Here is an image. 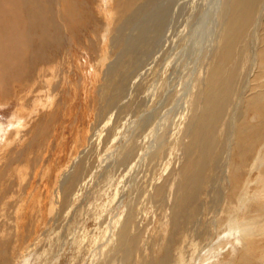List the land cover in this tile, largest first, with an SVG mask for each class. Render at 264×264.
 <instances>
[{
  "label": "bare ground",
  "instance_id": "1",
  "mask_svg": "<svg viewBox=\"0 0 264 264\" xmlns=\"http://www.w3.org/2000/svg\"><path fill=\"white\" fill-rule=\"evenodd\" d=\"M141 1L123 0L119 5L115 0L108 1V4H113L112 8L110 5H108L110 9L105 8L107 16L112 18L108 23L109 26L114 25L115 18L118 23L121 19L135 13L138 14L133 16L132 19L135 20L133 24H123L125 20L121 21L120 25L117 24V29L114 27L117 30L114 37H110V35L101 37L102 43H105L107 39L109 45L102 50V60L100 58V61L97 62L98 67L103 66V63L105 66L115 46L118 58L108 68L111 73L108 81L113 83L112 91L106 96L101 86L98 91L99 96L100 99H103L104 107L117 110L120 114L129 111L138 118L134 119L133 126L129 127V131L125 133L127 138L122 137V140L125 139L124 143L109 142L108 140L113 136H108L104 140L102 132L96 129V142L92 146L89 143V147L84 150V153L79 154L70 168L67 167L61 174L62 180L59 182L53 198L55 201L50 203L48 211L52 222V228L47 230L45 237L49 241L48 245L42 243L41 237L36 236V238L34 235L30 240L28 253H39L37 255L39 260H46L53 256L52 258L57 261L61 252L63 253L67 247V250L71 251L70 253L74 256L84 257L86 255L85 259L96 254L95 258L87 259L89 260L87 264H117L110 261L109 258L116 252L122 254L121 260H117L119 264H142L139 242L150 231L149 226L156 215L154 209L161 213H167L168 210L172 213L173 209L174 216L177 218L182 210L190 209L191 203L195 202L197 207L191 208L194 214L193 218L185 216L179 218L180 222L186 226L174 230L171 228L172 231L164 235L162 254L151 253L149 248H143L142 253L147 257L143 261L146 262L145 264H195L196 260L204 261L205 264L207 262L209 264H264V239H262L264 197H257V199L253 196L255 190L259 191V184L264 181L261 179L264 178V167L261 174L256 175L258 177L256 181L252 175L257 170V166L248 171L252 162L251 158L261 152L264 145V0H223L222 11L220 7L218 8L217 17L214 19L219 22H216L218 32L215 37L213 36V42L208 43L210 45L207 51L205 50L206 55L202 54L200 62L204 64L196 74L194 84L191 86L190 95H194V90H197V93L195 100H191L192 116L189 120L187 118L190 127H188V142L183 145L184 162L183 164L181 162L179 172L176 173L178 175L177 183L173 178L175 171H172L170 175L168 174L170 179L168 180L166 177L161 184L155 183L161 179L159 178L161 171L158 173V169L155 168H161L163 164H159L158 161H169L164 160V157L167 156L166 152L169 150L166 145L165 132L162 130L159 132V129H156L157 126L154 128L153 114L139 116L142 113L140 104L138 106H123L121 104L120 107L118 104L124 99L127 85L132 80L133 74L139 70L143 57L151 58L154 55L157 58V54L161 53L163 40L168 39L164 36L168 20L176 16L174 26H178L176 20H179V24L183 23L188 5L182 0ZM136 2H141V4L135 9L134 3ZM84 3L78 0H49L48 7L45 0H0V82L10 81L12 83V81L29 74V66H32L27 62L30 64L47 62V59L43 57L46 51L44 48L52 49L51 47L58 39L59 32L66 36V40L71 44V49H74L76 47L74 33L69 31L68 26L74 28L73 25L78 22L77 19L82 24L86 21ZM156 3H160L162 7L152 12ZM198 4L200 5V3ZM24 8H27L28 12L24 14L26 19L22 21L20 18ZM50 11L52 16H50ZM132 11L135 12L131 14ZM44 20L48 27L43 25L45 23H41ZM162 21L164 22L162 23ZM139 22H142V26H139ZM34 33H37V37H34ZM129 33H131L130 37H128ZM117 35L121 37H117ZM210 36L212 37V35ZM196 37L194 36V38ZM191 42L194 43L193 40ZM36 45L39 47L36 48ZM180 46L177 48L180 49ZM196 46L195 44L189 51L195 56L198 53ZM67 54L68 57L75 58V52L68 51ZM39 58L41 60H38ZM139 59H141L140 62ZM159 65L161 66V64ZM181 73L183 74V72ZM163 79L165 78L163 77ZM103 82L106 83L105 80ZM51 87L53 85L49 84L48 88ZM52 91L54 92V90ZM38 92L41 94V90ZM50 92L51 89L45 93L44 99L39 97L41 101L37 102L38 106L43 107V104L46 103L45 100L49 99ZM170 94L171 92L167 95ZM166 101H163L164 104ZM253 115L255 116L253 117ZM145 117H148L150 121L145 120ZM17 120L20 121L19 117ZM17 120L12 134L15 139L21 130ZM253 120L254 122H252ZM23 124H25L23 126L25 128L27 122H23ZM180 124L184 125L185 119L181 120ZM161 126H164V122ZM12 127L9 130L10 133H12ZM111 130L114 128L111 127ZM8 137L11 139L10 136ZM8 142L3 144L5 148L11 144L10 140ZM104 144L110 146L106 147ZM111 147H115L116 151L108 156H103L102 152L105 151V148L108 150ZM99 157H101L100 160ZM110 157L112 160L108 162ZM29 168L31 166L28 165L24 171H20V184L24 183L27 178ZM167 169L166 166L164 170ZM106 170L109 172L106 173ZM119 173L121 175L130 173V175L128 178L123 175L122 178L114 180ZM218 174L219 178L215 181ZM101 178H106L107 183L115 188L108 199L114 197V200L117 201L116 218L113 221V227L111 225V228L106 230H103L102 227L100 231L99 228H94L95 231L90 232L91 225L100 226L106 219L103 214L110 211L106 206L107 203L101 204L102 200H106L104 196L108 197L107 193L104 195L98 193L93 204L85 202L91 187L96 185ZM135 181L142 182L138 197L126 199L123 196V198L117 199L119 194L121 195L125 191L129 192V188ZM254 183H257V187L254 186ZM210 186L211 188L219 187V190L210 192ZM99 191H102L101 187ZM136 191L133 188L130 196ZM22 195L21 198H18L27 199V194L22 193ZM142 197L144 200L140 202ZM194 197L208 199H192ZM189 204L190 207H188ZM204 204L205 207H203ZM11 208L12 205L8 206V202H4L0 213L3 214L5 209L7 211ZM24 209L17 205L13 208L16 227L15 242L19 243L20 241V246L25 242V232L21 231L22 224L20 223V216ZM186 213L189 214V212ZM206 214L210 217L207 220L202 219L201 217ZM39 216L36 217L37 221L38 218H41L42 221L44 216L42 214L41 217ZM66 220H68V224L62 229L61 222H66ZM59 222L60 224H58ZM144 227L145 231L142 230ZM116 228L119 229L116 230ZM35 230L37 234V223ZM175 235L180 236L178 240ZM241 238H244L247 246L244 244L242 245L244 248L236 247L234 252L228 251L232 248L231 240L233 244L239 245ZM196 239L200 246L203 245L199 251L191 248L192 242ZM116 240V245L114 243L110 245ZM210 240H212L211 243H206ZM178 241L184 242L179 243ZM57 243L59 244L57 245ZM109 245L115 246V249L108 247ZM60 246L63 251L60 250ZM22 247H19L18 252L22 250ZM107 248L109 249L108 254ZM237 248H239V253ZM254 248L255 250L247 253ZM38 250H41V254ZM176 251L185 255L184 257L179 256L182 261H178L177 256L173 254ZM6 253L0 252V264H8L5 259L8 255ZM235 254L238 255L235 256ZM127 256H129L128 259ZM233 259L235 260L231 263Z\"/></svg>",
  "mask_w": 264,
  "mask_h": 264
},
{
  "label": "rangeland",
  "instance_id": "2",
  "mask_svg": "<svg viewBox=\"0 0 264 264\" xmlns=\"http://www.w3.org/2000/svg\"><path fill=\"white\" fill-rule=\"evenodd\" d=\"M78 1L82 3L85 2L88 6H86L84 3L83 9L85 10L84 15L86 21L82 24V22L77 19L78 22L73 25L74 28L68 26L69 31L74 33V41L76 47L74 49H71V44L68 40H66V36L59 32L60 34L57 36L58 39L51 47L52 49L49 50L48 47L44 48V50L46 51L44 52L43 57L47 59V62L41 61L35 64H30L26 61L28 65L32 66H29V74H27L23 78L12 81V83H10V81L4 83L0 82V127H2L0 129V209L4 202H8V206L12 205L11 209L7 211L6 209L4 210L5 212L3 214L5 215L0 213V252H7L6 254H8L9 256L7 255L5 259L8 261V264H87V262L89 261L87 260L88 258H95L94 256L96 254L90 255L86 259V255L84 257L80 255L74 256V254L70 253L71 251L69 252L67 250V247L65 251H63L62 246H60V250L63 251V253L61 252L60 257L57 261L52 258L53 256L48 257L46 260H39V256H37L39 253L30 254L28 253V249L31 243L30 240L34 235L38 238L41 237L43 239L42 243H45L47 245L49 243L48 239L45 238L47 230L49 231L52 228V222L50 219L51 216L48 215V211L50 209L49 206H51L50 203L52 201H55V199L53 198L55 192L58 189L59 182L62 180L61 174L63 173V171L67 167L70 168V166L75 161L74 159L79 156V154H81L82 152L84 153V150L89 147V143L92 146L96 142L97 131L102 132V139L104 140L107 139L108 136H113L110 140H108L109 142L114 143L120 141L124 143V138H127V135H125V133L129 131L131 126H133L132 123H134V119L136 120L138 118L135 114L129 111H125L122 112L123 114H120L117 110H111L104 107L103 99H100L99 96L98 91L100 90L101 86L106 96L109 95L112 91L113 83L112 81H108L111 76L108 68L118 58L116 57V55H118V51H116L115 46L113 47V51L115 50V54L113 53V51H111L112 55H109L110 59L105 66L103 63L104 67L102 65L98 67L97 63L102 60V50H104L105 46L109 45V41L107 42V39L105 43H102L101 37H109V35L110 37H114L117 33V30H115L114 27H116L117 24L120 25L121 21L123 20H125L123 24H133L135 20H133L132 18L135 14L138 13H135L132 16L130 15V17L121 19L120 21L118 19V23L117 18H115L116 21L113 20L114 25L109 26L108 23L111 22L112 18L108 17L105 11V8H109L108 5H110V8H112L113 4H108L109 0ZM115 1L118 3V5L123 2V0ZM183 1L188 5L185 11L184 22L179 24V20H176V24H178V26L176 25V27L174 26V20L176 16L168 20L166 28L164 29V36L169 40L163 38V48L160 49L161 53L157 54V58H155L154 55H152L151 58L148 56L143 57V61L140 64L139 70L133 74L132 80L127 85L126 95L124 99H122L118 104L119 107L121 106V104L123 106H138L140 104L142 113L139 116H143L145 114H153V124L155 125L154 128H156L157 126L156 129H159V132L164 131L166 134V145L169 150L166 152L167 156L164 157V160L169 161H158L159 164H163L161 168H155L158 169V173L161 171V175L159 177L161 179L155 182L157 184L163 183L166 177H168L167 179L169 180V175L172 171H175V176L173 178L176 179L177 183L178 178L176 177L178 175H176V173L179 172L178 170L181 167V162L182 164L184 162L183 145L188 142V127H190L188 120L192 116L191 100H195L197 93V90H194V95H190L192 92L191 86H193L194 84L196 74L201 70V66L204 64L200 62L202 59V54L206 55L205 50L207 51L210 45L208 43L213 42L212 40H214L213 38L218 32L216 25L219 22L214 19H216L217 17V10L219 7L222 11V6L224 3L223 0H182V2ZM192 1L194 4L192 3ZM45 2H47V6L49 7V0H45ZM141 2H143V0ZM141 2L134 3L135 9L141 4ZM198 3H200V5ZM161 7L162 6L160 5V3H156V6L152 10V12L156 11L157 8L160 9ZM109 9L107 10L109 11ZM54 10L55 8L53 9V11ZM27 12V8H24L22 10L20 20L23 21L26 19L24 18V14H27ZM133 12L135 11H132L131 14ZM50 13V16H52L51 11ZM139 13L142 14L141 12ZM215 14L216 16H214ZM163 22L164 21H162V23ZM41 23H45L43 25L48 27V24L45 22V20ZM141 23L139 22V26H142ZM208 25L209 27H207ZM131 33H129L128 37L131 36ZM34 35V37H37V33H34ZM210 35H212V37ZM194 36L197 37L194 38ZM117 37L121 36L117 35ZM192 40L194 41V43L191 42ZM195 44L197 45L196 50L198 51V53H196V56L189 52L191 51L190 48ZM177 46H180V49L177 48ZM38 47L39 45H36V48ZM68 51L72 53L75 52V58L68 57ZM38 60L41 59L39 58ZM140 60L141 59H139V62ZM159 64H161V66ZM80 67L82 70L80 69ZM180 71L183 72V74ZM97 73H99V75L96 76ZM163 77L165 79H163ZM103 79L106 81V83L103 82ZM49 84L53 85V87L48 88ZM163 87L165 88L163 89ZM49 89H51L49 99L45 100L46 103L43 104V107L38 106L37 102L41 101L39 97L44 99L45 93H48ZM39 90H41V94H39ZM52 90H54V92ZM170 92L173 95H167ZM170 96H173L172 99ZM165 99H167L168 101H166ZM163 101H166V104H164ZM160 106L162 107L160 108ZM254 116L255 115H253V117ZM18 117L20 121L17 120ZM183 119H185L184 125L180 124V121ZM16 120L18 121V125L21 127V130L19 132V135H17V138L15 139L12 134L14 133ZM145 120L150 121L148 117H145ZM23 122H27L25 128H23V126L25 125L23 124ZM162 122H164V126H161ZM252 122H254V120ZM8 123L12 124L9 126ZM11 127L13 129L11 131L12 133L9 132V130H11ZM111 127L114 128V130L110 131ZM96 129L98 130L96 131ZM5 131H7L6 135H4ZM8 136H10L11 139H9ZM122 137H124V140H122ZM8 140H10L11 144H9V146H11H6L5 148L3 144H5L6 142L9 143ZM104 145L108 147L111 144ZM111 148H109L108 150L105 148V151L102 152V155L108 156L116 151L115 147ZM179 149L181 150L179 151ZM98 159L100 160L101 157H99ZM251 159L252 162L248 171L254 169L255 166H257V170L252 175V177H254V181H256L258 178L256 175L261 174V170L264 167V145L262 146V151L257 153V155L255 157H252ZM110 160H112V157L108 159V162H110ZM28 165L31 166V168H29L27 178L25 179L24 183L20 184V171H24V168L26 169ZM166 166L168 169L164 170ZM107 172L109 171L106 170V173ZM130 173H123L122 175L121 173H119L114 178V180L116 178H122L123 175H125V178H128ZM218 178L219 174L216 177L215 181H217ZM261 179L264 180L263 177ZM97 182L98 183H96V185L91 187L90 193L87 195L88 199L85 202L88 204H93V202H95L96 200L95 196L98 193H101L103 195L104 193H107L108 197L104 196L106 200H102L101 204L107 203L106 206L110 211L103 214L106 219L100 226H95L91 223L92 225L89 229L90 232L95 231L96 228H99L100 231L102 230V227L103 230H106L109 227L111 228V225L113 227V221L116 218L117 201L114 200V197L108 199L112 195L115 188L111 187L107 183L106 178H101ZM141 183L142 182L135 181V183L132 184L129 188V192L125 191L121 193V195L119 194V197L117 199H121L123 198V196H125L126 199L138 197ZM254 186L257 187V183H254ZM100 187L102 188V191H99ZM133 188H135L137 191L130 196V192ZM258 189L259 191L255 190L253 196H255V198L264 197V181L259 184ZM21 190L22 192H20ZM149 190H151V187H149ZM218 190L219 187L211 188L210 186V192H215ZM4 191L5 193L7 192L6 195ZM22 193L27 194V199H19L23 196ZM192 199L208 198L194 197ZM143 200L144 198L142 197L140 199V202H142ZM16 205L20 206L21 208H25L20 216V223L22 224L21 231L23 230L25 232V242L23 245H21L23 247L20 252H18L19 247H21L20 241L19 243L15 242L16 227L13 208L14 206L16 207ZM188 207H190V204L188 205ZM193 207H197V204L195 202L191 203V208ZM203 207H205V204L203 205ZM191 208L187 209L188 211L185 210L186 212H189V214L182 210V213H179L177 218L174 216L173 209L172 213L170 210H168L167 213H161L154 209L156 211V215L153 217L152 222L149 226L150 231L149 233H147L146 231L147 234L144 235L139 242L142 264L146 263L143 261L147 258L142 253L143 248H149V251L151 253L162 254L165 242L163 241L164 235H167L169 232H171V228H173L174 230L177 228H182V226H186L180 222V219L184 218V216H194ZM57 211L59 212V209ZM41 214L44 216V219L41 221V218H38L37 221V215H40L39 217H41ZM108 214H110L111 216ZM209 217L210 216L206 214L201 218L207 220ZM176 220H178V222H176ZM67 221L68 220L63 223L61 222L62 229L63 226H66L68 224ZM36 223L37 234L35 230ZM58 224H60V222ZM43 226H46L45 229ZM190 228L193 229V227ZM118 229L119 228H116V230ZM142 230L145 231V227ZM132 235H134L133 232ZM262 236V239H264V233ZM179 237V235H175L176 240H178ZM211 241L212 240L206 243H211ZM107 242H105V244H107ZM178 242L183 243L184 241ZM113 243L116 245L117 240L115 242H112L110 245H113ZM231 243L232 240L230 242V246H232V248H230L228 251L232 252L235 251L236 247L244 248L242 247V245L244 244H246L247 246L244 238H241V242L239 245ZM58 244L59 243H57V245ZM110 245L108 247L114 250L115 246ZM202 246L199 245L197 239L191 244L192 250L196 251H199ZM237 249V252L239 253V248ZM23 250H25V253H23ZM132 250L134 251V249ZM253 250H255V248L251 249L247 253H250ZM38 251L41 254V250ZM21 253L23 254L21 255ZM108 253L109 249L107 248V254ZM173 254L177 256L178 261H182L179 257L180 255L182 257L185 256L180 251L173 252ZM237 255L238 254H235V256ZM22 256L25 258H23ZM121 256L122 254L116 252L111 254L109 258L110 261L119 264ZM126 258L128 259L129 256H127ZM234 260L235 259H233L231 263L234 262ZM203 262L204 261L196 260L195 264H205V262ZM206 264H209V262H207Z\"/></svg>",
  "mask_w": 264,
  "mask_h": 264
}]
</instances>
